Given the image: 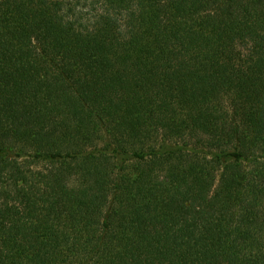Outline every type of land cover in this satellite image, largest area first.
<instances>
[{
    "label": "trees",
    "instance_id": "trees-1",
    "mask_svg": "<svg viewBox=\"0 0 264 264\" xmlns=\"http://www.w3.org/2000/svg\"><path fill=\"white\" fill-rule=\"evenodd\" d=\"M0 264H264V0H0Z\"/></svg>",
    "mask_w": 264,
    "mask_h": 264
}]
</instances>
